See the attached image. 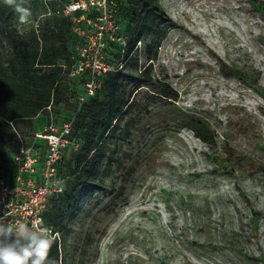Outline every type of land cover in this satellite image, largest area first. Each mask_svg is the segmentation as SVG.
<instances>
[{
  "label": "rangeland",
  "instance_id": "obj_1",
  "mask_svg": "<svg viewBox=\"0 0 264 264\" xmlns=\"http://www.w3.org/2000/svg\"><path fill=\"white\" fill-rule=\"evenodd\" d=\"M96 1L26 0L32 15L20 24L14 8L0 0V69L7 77L16 70L13 47L57 48L59 102L32 120V129L15 127L2 161L14 170L19 146H32L41 171L49 149L35 135L48 127L59 135L70 127L54 166L70 200L55 196L63 220L56 228L44 224L64 240L60 257L68 264H264V44L252 46L248 31L257 30L247 15L248 7L264 12V6L255 0H157L166 21L143 32L128 51L132 6L148 0ZM76 5L83 7L72 10ZM184 16L194 18L208 43L222 51L230 76L254 83L251 92H224L198 60L196 41L174 24ZM96 60L119 73L126 111L105 138L90 184L81 187L73 175L86 129L79 111L108 83L109 72L99 74L88 95L84 66ZM144 72L151 83L137 88ZM164 83L176 97L163 90ZM198 128L211 133L208 145L196 136ZM37 140L44 142L38 146Z\"/></svg>",
  "mask_w": 264,
  "mask_h": 264
},
{
  "label": "trees",
  "instance_id": "obj_2",
  "mask_svg": "<svg viewBox=\"0 0 264 264\" xmlns=\"http://www.w3.org/2000/svg\"><path fill=\"white\" fill-rule=\"evenodd\" d=\"M255 1L264 6V0ZM132 8L134 11V29L127 45L128 51L133 48L143 32L149 31L152 28H159V25L165 22L167 18L166 14L161 11L157 0H148L143 6L134 4ZM247 12V15L255 20L254 23L257 30L255 33L248 31V37L253 43L252 46L257 47L258 43L264 44V12L252 11L250 7L247 8ZM174 24L182 28L189 37L196 41L198 60L204 68H211L210 72L220 80L221 83H218V85L221 86L224 92H251L252 87L250 85L254 83H249L250 79L245 76H230L229 66L223 59L222 51L215 50L213 45L208 43L194 18L184 16L181 23L176 21ZM10 33L12 32H9L10 36H8V39L13 40V33ZM156 33L157 38H159L166 33V29H158ZM14 40L16 42V38ZM255 41H258V43H255ZM15 42L14 45L16 44ZM157 46L158 42L154 43V48ZM13 49H16L15 72H12L7 77L6 72L0 69V77L3 76L2 78H4H0V177H8L9 183H11L13 170L8 169L4 165L2 161V149L10 146L11 137L15 135L13 132L15 127H28L32 129V120L41 114L47 113V108L51 109L53 104H58L60 94L58 77L61 71L60 67L56 66L55 53L57 52V48L55 44L42 48L40 51L32 46L24 49L15 46ZM148 54L150 56L152 54L155 55V52H148ZM43 68L51 70L44 71ZM107 77L108 83L104 86L103 95L99 93L98 96L92 97V99L81 106L79 111V117L84 121L86 129L83 133V143L79 149L81 158L78 160L73 175L74 181L81 187L90 184L93 173L104 154L105 138L113 135L119 119L126 111L118 94L120 87V83H118L119 73L109 72ZM141 82L143 83L136 84L137 88L143 84L151 83V78L147 72L142 73ZM256 84L258 85L259 83ZM162 87L170 95L177 96L167 84L164 83ZM214 96L216 100L219 99V95ZM255 106L259 109L262 108L258 102ZM208 111L214 121L222 126L223 120L218 112L215 109ZM196 136L207 145L212 138L208 130L201 128L196 129ZM37 141L39 142L38 146L44 142L43 140ZM15 148L17 149L18 146L15 145ZM108 166L110 165L108 164ZM61 196L66 201L70 200V197L66 193H61L56 198ZM53 200L54 197L48 203L52 205L48 215H46V212L43 214V222L50 228L58 227L59 223L63 220L62 211ZM65 249L64 240L59 238L50 250L49 260L53 261L54 264H68L66 259H63L62 256L60 257V252L65 251Z\"/></svg>",
  "mask_w": 264,
  "mask_h": 264
},
{
  "label": "built area",
  "instance_id": "obj_3",
  "mask_svg": "<svg viewBox=\"0 0 264 264\" xmlns=\"http://www.w3.org/2000/svg\"><path fill=\"white\" fill-rule=\"evenodd\" d=\"M103 2L106 0H97ZM83 7L76 5L74 7ZM75 9V8H74ZM96 65H85L89 70V81L86 84L88 95H93L96 88V77L101 73L110 70L103 62L95 61ZM80 65L76 72L83 71ZM70 127L65 125L63 131L58 135L52 127L37 133V139H43L48 144L49 154L42 163L41 171L35 168L38 163V154L32 146L20 145L14 156L15 169L11 175V183L8 178H0V215L9 213L8 222L25 223L30 227L35 224L38 227H45L43 213L50 199L62 193L60 181L55 178L54 166L60 159L62 151L68 145L64 138L69 133ZM40 172V173H39Z\"/></svg>",
  "mask_w": 264,
  "mask_h": 264
},
{
  "label": "clouds",
  "instance_id": "obj_4",
  "mask_svg": "<svg viewBox=\"0 0 264 264\" xmlns=\"http://www.w3.org/2000/svg\"><path fill=\"white\" fill-rule=\"evenodd\" d=\"M26 0H3L14 8L20 24H28L32 13L25 7ZM4 212L0 215V264H54L49 254L59 233L47 227H31L25 223H10Z\"/></svg>",
  "mask_w": 264,
  "mask_h": 264
},
{
  "label": "bare ground",
  "instance_id": "obj_5",
  "mask_svg": "<svg viewBox=\"0 0 264 264\" xmlns=\"http://www.w3.org/2000/svg\"><path fill=\"white\" fill-rule=\"evenodd\" d=\"M74 8H75V9H74ZM79 8H81V6H79V7H73L72 10H77V9H79Z\"/></svg>",
  "mask_w": 264,
  "mask_h": 264
}]
</instances>
